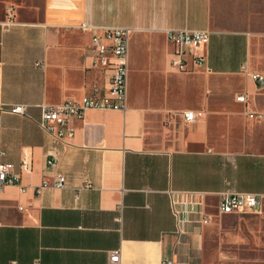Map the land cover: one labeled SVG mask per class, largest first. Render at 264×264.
I'll list each match as a JSON object with an SVG mask.
<instances>
[{"label": "crops", "instance_id": "crops-1", "mask_svg": "<svg viewBox=\"0 0 264 264\" xmlns=\"http://www.w3.org/2000/svg\"><path fill=\"white\" fill-rule=\"evenodd\" d=\"M14 4L17 25L0 28V103L25 105L26 116L0 115V162L13 166L25 189L0 190V264H108L117 250L120 264H209L210 256L213 264H264V244L255 242L264 204L255 213L216 211L220 194L264 195L251 189L261 163L246 130L256 120L237 111L247 100L236 98L247 94L233 91L245 79L251 92L249 74L264 75V0ZM83 23L131 29L127 106L86 111L74 136L58 141L38 126L40 106L77 101L106 84L91 67ZM174 30L209 33L203 49L185 48L181 56L193 73L221 79L207 84L198 106L187 101L190 75L171 65L176 49L165 33ZM131 67H144L148 81L134 83ZM216 84L237 110L225 103V112L210 110ZM186 111L197 120L185 123ZM24 156L32 159L30 173L19 172ZM52 157L54 167L46 168ZM58 175L61 190L51 186ZM199 213L212 224L200 225Z\"/></svg>", "mask_w": 264, "mask_h": 264}, {"label": "built area", "instance_id": "built-area-1", "mask_svg": "<svg viewBox=\"0 0 264 264\" xmlns=\"http://www.w3.org/2000/svg\"><path fill=\"white\" fill-rule=\"evenodd\" d=\"M16 12L14 7L9 6L5 10V19L0 22L2 30H8L16 26ZM83 33L90 34V42L93 49L91 67L102 73L106 84L94 85L88 94L80 100H66L57 105H41L38 126L41 130L51 135L58 141H66L74 136V124L82 120L88 110L101 111H125L127 106V77H128V41L131 29L126 28H102L96 30L83 23L79 27ZM167 41L174 46L175 53L171 65L176 69L184 68V61L181 56L183 49L193 50L203 49L209 40V33L205 30L186 31L174 30L166 31ZM197 64H201L199 56L194 57ZM42 67L43 63H36ZM252 83L258 87H264V75L258 73L249 74ZM246 95L236 98L237 102L245 103ZM10 114L15 116H26L25 105H3L0 103V115ZM249 118H254L255 114H246ZM264 116V115H263ZM198 114L192 111L183 113L185 123H193L197 120ZM264 127V117H263ZM55 159L46 160V168L54 167ZM20 173H30L32 171V159L24 156L18 166ZM65 178L58 175L51 183L54 189L64 188ZM8 186H20V176L14 172V168L9 163L0 162V190ZM47 186L46 182L41 187ZM39 193V188L35 189ZM173 204V203H172ZM264 204V195L256 193H223L220 194L216 211L219 216L235 215L243 213H255ZM175 216L177 211L173 209ZM190 211L188 214H192ZM201 218L199 224L208 226L212 224L213 218L199 213ZM120 251L109 253L108 264H120ZM162 264H174L171 259L164 260Z\"/></svg>", "mask_w": 264, "mask_h": 264}, {"label": "rangeland", "instance_id": "rangeland-1", "mask_svg": "<svg viewBox=\"0 0 264 264\" xmlns=\"http://www.w3.org/2000/svg\"><path fill=\"white\" fill-rule=\"evenodd\" d=\"M263 1V0H262ZM16 0H0V22H2L5 19V10L7 7L12 6L14 7L15 11L17 8L15 7ZM25 28L18 27L17 30H24ZM264 45V43H263ZM136 49V46H134ZM263 53H264V47H263ZM139 62V61H138ZM134 68L135 71L132 74V80L136 84H142L146 83L148 81L147 74L144 73V67H131ZM174 68V67H173ZM179 72L187 73L189 74V83H191L190 86V96L188 97L187 101L191 102L190 105L193 104L194 106H198L201 103V100L203 99V94H207V84H213L217 82H221V79H217L216 77H213L206 72H195L190 71L187 68H183L181 70L177 69ZM249 81L252 84V91L249 92V84L246 82L245 79H242V85L234 87L233 91L240 90L242 93L247 94V102L246 104L239 105L240 107L237 110V107L232 104L230 95L226 96L223 100V92L222 89L215 88V92L213 93V97L209 99L210 102V110L211 111H221L225 112L227 106L228 111L237 110L242 112L243 114L252 113L254 115V119L256 120L255 127H249L246 130V134L251 140V138L254 141V148L258 150V162L261 165L257 166V169L255 170L257 174H255V179L251 186H253L251 189L256 192L264 193V127H263V115H264V88L259 89L256 87L252 81L249 78ZM156 85H160V83L157 81L155 83ZM158 93V92H157ZM253 94H257L255 99H253ZM225 103V104H224ZM184 113V112H183ZM174 117V115H172ZM255 128V129H254ZM263 227V226H262ZM242 228H247V224H242ZM256 236V243L260 245V249H263L261 245L264 244V229H258ZM213 251V248L210 247V252ZM211 263H212V257L210 256Z\"/></svg>", "mask_w": 264, "mask_h": 264}]
</instances>
